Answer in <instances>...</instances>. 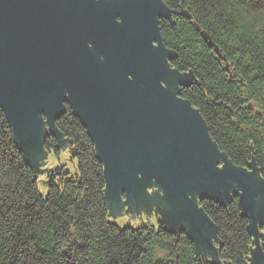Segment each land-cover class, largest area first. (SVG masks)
<instances>
[{
  "label": "water",
  "instance_id": "water-1",
  "mask_svg": "<svg viewBox=\"0 0 264 264\" xmlns=\"http://www.w3.org/2000/svg\"><path fill=\"white\" fill-rule=\"evenodd\" d=\"M169 15L161 0H0V107L25 160L40 168L42 196L55 164L39 144L48 131L60 139L54 121L68 104L103 164L110 220L138 227L160 219L220 264L197 199L235 196L251 222L250 264H263V182L219 154L199 112L180 98L191 76L170 67L173 53L161 43L158 18ZM66 145L59 156L72 161Z\"/></svg>",
  "mask_w": 264,
  "mask_h": 264
},
{
  "label": "trees",
  "instance_id": "trees-1",
  "mask_svg": "<svg viewBox=\"0 0 264 264\" xmlns=\"http://www.w3.org/2000/svg\"><path fill=\"white\" fill-rule=\"evenodd\" d=\"M161 1L170 13L158 18L170 67L191 76L180 98L199 112L219 154L256 170L264 185V0ZM54 128L60 139L48 131L38 152L58 155L67 144L73 170L49 169L44 197L40 168L25 160L0 107V264H213L183 229L112 222L103 164L68 104ZM197 204L212 226L215 260L250 264L256 246L238 198Z\"/></svg>",
  "mask_w": 264,
  "mask_h": 264
},
{
  "label": "rangeland",
  "instance_id": "rangeland-1",
  "mask_svg": "<svg viewBox=\"0 0 264 264\" xmlns=\"http://www.w3.org/2000/svg\"><path fill=\"white\" fill-rule=\"evenodd\" d=\"M49 155L53 158V161H54L55 166H57V165H65L64 167H67L68 170H70V171L73 170V165H72L73 163L70 161V159L61 158L59 156V154L58 155H54V154L51 153ZM37 189H38V185H37ZM157 220H160V219H157ZM157 220L151 222L150 224H156ZM114 223H116V222H114ZM116 224L119 225L118 223H116ZM260 225L263 227L262 228V231L260 233V237L263 238L264 237V234H263V232H264V223L262 225V222H261ZM119 226H121V227H125V226L134 227L132 224H125V225H119Z\"/></svg>",
  "mask_w": 264,
  "mask_h": 264
}]
</instances>
